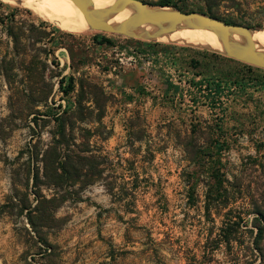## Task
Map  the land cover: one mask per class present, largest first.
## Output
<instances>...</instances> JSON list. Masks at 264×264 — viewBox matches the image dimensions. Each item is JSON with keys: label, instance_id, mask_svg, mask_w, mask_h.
I'll return each mask as SVG.
<instances>
[{"label": "rangeland", "instance_id": "374dc122", "mask_svg": "<svg viewBox=\"0 0 264 264\" xmlns=\"http://www.w3.org/2000/svg\"><path fill=\"white\" fill-rule=\"evenodd\" d=\"M23 1L0 0V264H258L264 69ZM177 1L264 29V0ZM64 128L73 181H35Z\"/></svg>", "mask_w": 264, "mask_h": 264}, {"label": "water", "instance_id": "95a60500", "mask_svg": "<svg viewBox=\"0 0 264 264\" xmlns=\"http://www.w3.org/2000/svg\"><path fill=\"white\" fill-rule=\"evenodd\" d=\"M71 1L82 12L87 27L90 29L156 39V36L175 26L181 28L203 27L218 37L221 50L217 51L264 69V48H253L252 32L254 30L246 25L231 24L204 13L183 11L170 5L153 4L145 0H113L104 7L93 4L91 0ZM124 8L131 9L132 13L127 17L111 20V17ZM146 24H152L156 28L151 33L137 31ZM237 33L244 34L245 39L238 40Z\"/></svg>", "mask_w": 264, "mask_h": 264}, {"label": "trees", "instance_id": "16d2710c", "mask_svg": "<svg viewBox=\"0 0 264 264\" xmlns=\"http://www.w3.org/2000/svg\"><path fill=\"white\" fill-rule=\"evenodd\" d=\"M157 4L170 5V6H173L175 8L181 9L183 11H195L193 9H188L183 4H179L177 0H160L157 2ZM205 11L206 12H200V13H204V14L208 13V15H210L211 17L218 18V19L225 21L227 23H231V24L240 23L239 21H237L234 18H229V19L228 18L225 19L222 17L220 18V16H219L220 13L218 12V10L213 8L212 5H210V4H207V6L205 7ZM101 40H102L101 42H107V43L111 42L110 39H108L107 37H103ZM246 65L251 67V65H249V64H246ZM1 74L4 76V78L7 76L6 71H5V67H3L1 69ZM64 82H65L64 77H61L59 79V86H60L61 90L64 92V94H68L72 89H74V78L70 76L65 85H63ZM6 83L8 85V88L11 91L10 92L11 95L13 93H15L16 91L17 92L20 91L18 89V87L15 85H12L11 81H9V79H7V78H6ZM89 87L94 89L97 86L95 84H91V85L89 84ZM32 89H33V91H32L33 93L37 92V94H39L38 90L31 88V90ZM48 94L49 93L43 94V92H42L41 95H39L40 98H38L37 100L38 101L46 100ZM88 102L94 103L95 100L90 99ZM77 107L78 108L82 107V103L78 101ZM87 107H89V106L87 105ZM69 116H71L73 119H75L76 118V112L74 110L71 111V115H69ZM79 120H81V119H79ZM64 130H65V128L63 129V132H61L59 138L57 140H54L53 143L48 145V147L43 151L41 159H40V161L42 162V171H40L39 169L37 171H35V173H34L35 181H37L39 179L40 172L45 177V179H47V182H49L50 184H53V185H60L63 183H69V182L73 181V179H74L73 176L75 174V171H77V169H79V168H74V166L72 165L74 155H72V151H71V149H69L70 140H69V138H67ZM221 149L222 148H219V150H217V151H221ZM34 153H35V151H34ZM217 153L220 154L219 152H217ZM31 154L33 155V152ZM207 154L208 155L212 154V152H209ZM32 155H31V157H32ZM36 156H37V154H36ZM216 172L218 174V170ZM87 180L88 179H86L83 182L88 183V182L93 181V179L88 180V181ZM45 200L53 201V198H49V199H45ZM29 220H31V219H29ZM31 223H32V220H31ZM232 223H234V222H232ZM253 226L256 229V231H255V234H254L252 241L250 242V245H251L252 250H255L258 253V256L260 257V262L258 264H264V213H260V216L255 217L254 222H253ZM229 241H230V239L228 240V242Z\"/></svg>", "mask_w": 264, "mask_h": 264}, {"label": "bare ground", "instance_id": "6f19581e", "mask_svg": "<svg viewBox=\"0 0 264 264\" xmlns=\"http://www.w3.org/2000/svg\"><path fill=\"white\" fill-rule=\"evenodd\" d=\"M112 1L113 0H91L93 4L102 7L109 5ZM23 2L36 8L47 17L50 15L52 17L66 19L69 21L71 26L86 23L82 12L73 4L71 0H24ZM42 9L46 12L42 11ZM131 13V9L124 8L121 12L111 17V20L120 17H127ZM155 28L156 27L152 24H146L137 31L142 33H151ZM155 38L163 40L171 39V42L190 44L205 49L221 50V43L218 37L203 27L181 28L175 26ZM236 38L243 41L245 36L242 33H237ZM252 42L253 48H264V29L254 30L252 32Z\"/></svg>", "mask_w": 264, "mask_h": 264}, {"label": "built area", "instance_id": "2783aa9c", "mask_svg": "<svg viewBox=\"0 0 264 264\" xmlns=\"http://www.w3.org/2000/svg\"><path fill=\"white\" fill-rule=\"evenodd\" d=\"M119 59L122 61V58H119ZM132 62L135 63L136 60H135V59H131V60H130V63H132Z\"/></svg>", "mask_w": 264, "mask_h": 264}]
</instances>
